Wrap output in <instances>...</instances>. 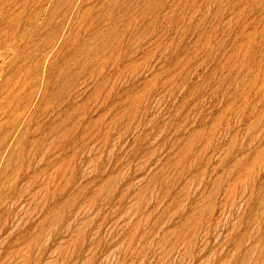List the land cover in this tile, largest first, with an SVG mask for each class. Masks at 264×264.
Segmentation results:
<instances>
[{
	"label": "rangeland",
	"instance_id": "1",
	"mask_svg": "<svg viewBox=\"0 0 264 264\" xmlns=\"http://www.w3.org/2000/svg\"><path fill=\"white\" fill-rule=\"evenodd\" d=\"M0 264H264V0H0Z\"/></svg>",
	"mask_w": 264,
	"mask_h": 264
}]
</instances>
